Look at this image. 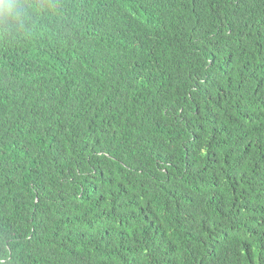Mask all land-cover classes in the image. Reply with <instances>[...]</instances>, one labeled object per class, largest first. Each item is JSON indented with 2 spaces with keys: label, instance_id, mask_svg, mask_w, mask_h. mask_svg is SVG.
<instances>
[{
  "label": "trees",
  "instance_id": "obj_1",
  "mask_svg": "<svg viewBox=\"0 0 264 264\" xmlns=\"http://www.w3.org/2000/svg\"><path fill=\"white\" fill-rule=\"evenodd\" d=\"M0 264H264V0H3Z\"/></svg>",
  "mask_w": 264,
  "mask_h": 264
},
{
  "label": "clouds",
  "instance_id": "obj_2",
  "mask_svg": "<svg viewBox=\"0 0 264 264\" xmlns=\"http://www.w3.org/2000/svg\"><path fill=\"white\" fill-rule=\"evenodd\" d=\"M3 2V0H0V3H2Z\"/></svg>",
  "mask_w": 264,
  "mask_h": 264
}]
</instances>
